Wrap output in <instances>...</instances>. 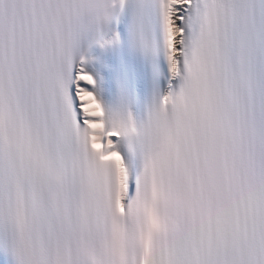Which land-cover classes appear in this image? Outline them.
Here are the masks:
<instances>
[{"label": "snow or ice", "instance_id": "obj_1", "mask_svg": "<svg viewBox=\"0 0 264 264\" xmlns=\"http://www.w3.org/2000/svg\"><path fill=\"white\" fill-rule=\"evenodd\" d=\"M0 264H264V0H0Z\"/></svg>", "mask_w": 264, "mask_h": 264}]
</instances>
